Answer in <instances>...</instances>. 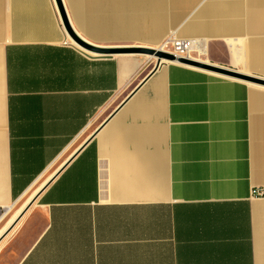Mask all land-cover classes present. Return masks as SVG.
<instances>
[{"label": "crops", "instance_id": "0c3cea01", "mask_svg": "<svg viewBox=\"0 0 264 264\" xmlns=\"http://www.w3.org/2000/svg\"><path fill=\"white\" fill-rule=\"evenodd\" d=\"M158 1L0 0V209L37 195L0 264H264V85L167 66L117 109L146 61L115 51L264 80V0Z\"/></svg>", "mask_w": 264, "mask_h": 264}, {"label": "water", "instance_id": "95a60500", "mask_svg": "<svg viewBox=\"0 0 264 264\" xmlns=\"http://www.w3.org/2000/svg\"><path fill=\"white\" fill-rule=\"evenodd\" d=\"M63 18L66 20V22H68V20L66 19V16L65 14H63ZM70 30V29H69ZM115 51L117 53H149L151 55H155L158 60L156 62V66L154 67V69L146 76V78L144 80H142V82L136 86L132 91L131 93L126 97V99H124L121 104L117 107L120 108L123 104H125L126 102L130 101L131 100V97L146 83V80L149 79L153 74H155L160 68H161V64H162V58L164 59H168V60H177L181 63H184V64H189V65H195V66H198V67H201L203 69H206V70H212L214 72H217L219 74H222V75H225V76H231V77H234V78H239V79H246V80H249L251 82H254L256 84H263L264 85V80L261 79V78H253V77H249V76H246V75H241L237 72H235L234 70H231L229 68H223V67H220V66H217V65H214L212 63H204L202 61H198V60H192V59H189V58H186V57H181V56H178L176 57L174 54L168 52V51H165V50H157V49H154L152 47H131L130 49H115ZM57 174V173H56ZM53 178L54 176L38 191V193L40 191H42L43 189H45L46 187H48L52 181H53ZM37 193V194H38ZM37 200V195L34 197V199H32V201H30L22 210H21V214L15 219V221L6 229L5 233L0 237V241L11 231V229L21 220V218L25 215V212L35 203V201Z\"/></svg>", "mask_w": 264, "mask_h": 264}, {"label": "rangeland", "instance_id": "374dc122", "mask_svg": "<svg viewBox=\"0 0 264 264\" xmlns=\"http://www.w3.org/2000/svg\"><path fill=\"white\" fill-rule=\"evenodd\" d=\"M168 35H170V34H168ZM168 37V36H167ZM152 45V46H151ZM161 48H162V50H165V51H168V52H170V53H172L171 52V46H170V44L169 43H166V42H162L161 44ZM137 47H140V46H137ZM145 47V46H144ZM148 47H152V48H155V47H153V44H148ZM156 49V48H155ZM134 54H137V55H140V56H142L143 58H145V67H144V70L143 71H141V73L134 79L135 81H136V83L134 84L135 86H134V88L136 87V86H138L141 82H142V80H144L145 78H146V76L154 69V67L156 66L155 64H156V62H157V60H158V58L157 57H155V56H152L151 54H149V53H134ZM173 54V53H172ZM191 55H197V56H199L196 52H194V53H192ZM203 59H201V60H203V61H205L206 60V56H201ZM193 60V59H192ZM207 63V62H206ZM208 63H210V62H208ZM162 66H161V68H163L162 70H164V67H167V66H182V65H180V64H172V63H169V62H167V60L166 59H162V64H161ZM183 67V66H182ZM182 69V68H181ZM183 69H186V71H188V69H189V71H195V70H199V69H197V68H195V69H191V68H183ZM201 72H204V73H202V74H210V75H216V76H219V77H225V78H227V76H224V75H222V74H219V73H216V72H214V71H211V72H209V71H205V70H200ZM160 73H162L161 71L158 73V75L160 74ZM171 73V70H169V74ZM183 74H184V72H183ZM182 75V73H180V76ZM180 76H179V78H180ZM133 88V89H134ZM147 88H148V86H147ZM147 88H145L139 95H145L144 97H145V99H147V98H155L154 96H153V93L151 92H147V93H143V92H145L146 90H147ZM153 88L155 89V93H156V97L157 98H163V97H167V95L165 94L167 91H168V89H167V87L165 86V81H163L162 80V78L161 79H158L157 81H156V83L154 84V86H153ZM132 89V90H133ZM131 90V91H132ZM162 90V91H161ZM131 93V92H130ZM129 93V94H130ZM129 94H127V95H122V96H120L119 97V99H117L116 100V102H120V101H123L124 99H126V97L129 95ZM183 96H186V95H184V92H183ZM143 98V97H142ZM141 99V98H140ZM45 181H46V179H45ZM44 180H43V182L42 183H40L39 184V186L40 185H42L44 182H45ZM36 195L35 194H32V195H29L28 196V198L26 199V200H24V201H22L21 203H19L18 205H15V206H13V210L11 211V212H9L8 213V215L5 217V219L4 220H0V230H5V229H7L14 221H15V219L21 214L20 212H21V207L23 206V205H25L26 206V204H28L30 201H32V199H34V197H35ZM24 206V207H25ZM23 207V208H24ZM4 213V212H3ZM0 219H1V216H0ZM1 249H0V253H1Z\"/></svg>", "mask_w": 264, "mask_h": 264}, {"label": "bare ground", "instance_id": "6f19581e", "mask_svg": "<svg viewBox=\"0 0 264 264\" xmlns=\"http://www.w3.org/2000/svg\"><path fill=\"white\" fill-rule=\"evenodd\" d=\"M156 1H158V0H156ZM159 2V4L158 5H160V1H158ZM157 5V6H158ZM159 7V6H158ZM161 7V6H160ZM157 14V13H156ZM151 15V14H150ZM159 15V14H158ZM152 19H153V17H152ZM151 19V20H152ZM158 19V21H159V18H157ZM153 22V21H152ZM173 36V35H172ZM202 41V40H201ZM200 40L198 41V40H196V41H194V44H193V46H192V51H193V53L194 52H196L199 56H193V55H188V57L187 58H189V59H195V60H198V61H202V62H204V63H206L207 62V59L205 60V61H203V60H201V59H203L201 56H206L207 55V48L205 47V44H204V42H201ZM166 43H171V36L165 41ZM171 46V45H170ZM155 49V48H154ZM160 50H162V48L160 47L159 48ZM158 50V49H157ZM173 48L171 47V51L173 52ZM152 56H155V55H152ZM156 57V56H155ZM177 57V56H176ZM162 59H164V58H162ZM167 60V62H169V63H172V64H180V65H182L183 67H185V68H191V69H195V68H197V69H199V70H205V71H209V72H211L210 70H206V69H203V68H201V67H198V66H193V65H189V64H184V63H181V62H179V61H177V60H173V61H171V60H168V59H166ZM217 73V72H216ZM13 210V208L10 206V207H6V209H5V211H4V213H1V219L2 220H4L5 219V217L8 215V213L9 212H11Z\"/></svg>", "mask_w": 264, "mask_h": 264}, {"label": "built area", "instance_id": "2783aa9c", "mask_svg": "<svg viewBox=\"0 0 264 264\" xmlns=\"http://www.w3.org/2000/svg\"><path fill=\"white\" fill-rule=\"evenodd\" d=\"M194 44V41L191 39H185V38H180L177 36H171V47L174 49L173 54L175 56H181V57H188L191 53H193L192 46ZM260 196L263 194V191L258 193ZM6 207L4 209H0V215L5 211Z\"/></svg>", "mask_w": 264, "mask_h": 264}]
</instances>
